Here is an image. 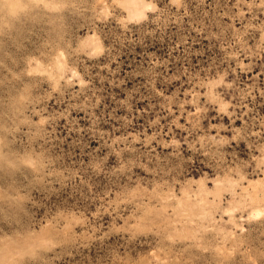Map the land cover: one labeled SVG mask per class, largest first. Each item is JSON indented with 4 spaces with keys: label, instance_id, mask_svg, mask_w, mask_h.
I'll return each instance as SVG.
<instances>
[{
    "label": "rangeland",
    "instance_id": "obj_1",
    "mask_svg": "<svg viewBox=\"0 0 264 264\" xmlns=\"http://www.w3.org/2000/svg\"><path fill=\"white\" fill-rule=\"evenodd\" d=\"M0 264H264V0H0Z\"/></svg>",
    "mask_w": 264,
    "mask_h": 264
}]
</instances>
